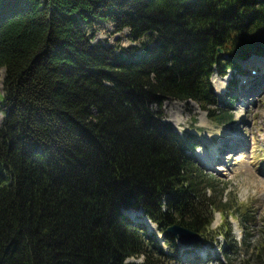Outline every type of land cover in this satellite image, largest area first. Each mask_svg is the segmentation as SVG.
Segmentation results:
<instances>
[{"label": "trees", "instance_id": "obj_1", "mask_svg": "<svg viewBox=\"0 0 264 264\" xmlns=\"http://www.w3.org/2000/svg\"><path fill=\"white\" fill-rule=\"evenodd\" d=\"M106 22L131 44L95 40ZM251 54L264 0H0V264H159L138 210L170 250L173 224L205 238L229 205L162 105H210L213 74ZM233 254L264 264V241Z\"/></svg>", "mask_w": 264, "mask_h": 264}, {"label": "rangeland", "instance_id": "obj_2", "mask_svg": "<svg viewBox=\"0 0 264 264\" xmlns=\"http://www.w3.org/2000/svg\"><path fill=\"white\" fill-rule=\"evenodd\" d=\"M113 29L108 22L96 24L95 40L124 46L131 44L127 30L116 33ZM244 60L237 61L240 65L238 69L226 68L213 74L210 105L204 106L192 100H167L162 105L164 121L174 132L192 139L195 147L188 149L187 154L204 174L218 182L222 188L219 199L229 206L224 208L223 213L215 211L212 227L205 238L199 236L198 242L190 244L176 241L172 250L165 236L149 218L134 213V217L161 242L162 255L156 256L159 264H226L227 251L234 252V258L240 261L248 258L264 241V87L258 94L244 96L240 93L247 89L246 75L259 71L249 61L244 64ZM4 78L5 70L2 69L0 101L4 94ZM222 114L231 115L229 121L220 123L215 119ZM3 120L0 106V127ZM227 133L248 138L246 146L234 152L229 150L232 141L226 137ZM254 134L260 143L257 144ZM215 148L220 150L222 161L207 168L201 163L200 155ZM207 193L210 197L214 192L210 190ZM143 259L131 258L128 262H141Z\"/></svg>", "mask_w": 264, "mask_h": 264}, {"label": "bare ground", "instance_id": "obj_3", "mask_svg": "<svg viewBox=\"0 0 264 264\" xmlns=\"http://www.w3.org/2000/svg\"><path fill=\"white\" fill-rule=\"evenodd\" d=\"M255 57H258L259 59H253ZM244 64L247 63L249 61V63L252 66L257 67V69L259 70L258 73H251L249 75H246L245 77V85L247 87V89H245V91H243V93L240 91L241 94H243L244 96L247 94V96L250 95H254V94H258L257 92L262 89L264 87V56L263 55H252L249 58H247L246 60H244ZM258 78V80L254 82L255 78ZM259 82V86L256 85V83ZM248 91V92H246ZM227 138L230 139L231 145L229 147V150L232 149L234 151H237L239 149H242L243 147L246 146L247 142H248V138H240L239 136L232 134V133H227L226 134ZM257 135L254 134L253 138L257 139V144L260 143L258 141V138L256 137ZM254 145H256V142L254 143ZM201 158V163L206 166L207 168H211L212 166H214L215 164L221 163L222 158H221V152L220 150L218 151V148L212 149L210 152H203L200 155ZM139 213H141L143 216L144 214L141 212V210L136 211Z\"/></svg>", "mask_w": 264, "mask_h": 264}, {"label": "water", "instance_id": "obj_4", "mask_svg": "<svg viewBox=\"0 0 264 264\" xmlns=\"http://www.w3.org/2000/svg\"><path fill=\"white\" fill-rule=\"evenodd\" d=\"M219 51L222 52L221 49ZM166 232L169 235L173 236L177 240V242L181 244L196 243L199 241V235L197 232L179 223L173 224L170 227H168Z\"/></svg>", "mask_w": 264, "mask_h": 264}]
</instances>
